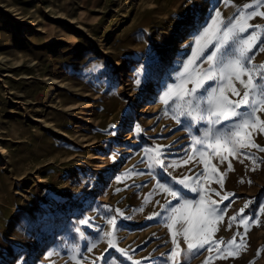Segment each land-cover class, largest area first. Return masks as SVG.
I'll use <instances>...</instances> for the list:
<instances>
[{"label":"rangeland","instance_id":"rangeland-1","mask_svg":"<svg viewBox=\"0 0 264 264\" xmlns=\"http://www.w3.org/2000/svg\"><path fill=\"white\" fill-rule=\"evenodd\" d=\"M251 2L0 0V264H161L171 236L162 218L148 217L161 211L157 201L171 197L155 186L180 187L174 177L203 171L199 156L183 160L207 124L193 125L183 116L178 123L159 97L177 83L195 35L215 12L227 21ZM249 23L264 26V18ZM261 46L264 41L253 50L255 65L264 63ZM258 115L264 120V111ZM251 136L264 147V133L257 128ZM157 146H163L164 166L154 162ZM242 151L258 158L259 167L244 156L210 155V167L226 173L223 188L218 174L199 183L218 202L233 194L219 205L231 207L216 240L244 233L237 224L229 229L228 217L255 201L244 213L258 214L244 237L246 249L238 256L202 250L187 264H264V152ZM112 217L115 248L104 236L113 231L107 222ZM180 243L186 249L182 238Z\"/></svg>","mask_w":264,"mask_h":264},{"label":"snow or ice","instance_id":"snow-or-ice-1","mask_svg":"<svg viewBox=\"0 0 264 264\" xmlns=\"http://www.w3.org/2000/svg\"><path fill=\"white\" fill-rule=\"evenodd\" d=\"M224 3L226 6L235 7L232 0H224ZM261 7H264V0H252L251 3H245L237 8L236 14L227 21L217 10L211 17V21L207 22V26L195 35L194 44L191 45V55L184 60L177 76V83L170 84L159 97L160 102L165 106V114L171 108L173 118L178 123H180V117L183 116L193 125L202 121H206L207 124L202 129V138L192 137L191 154L188 155V159L183 160V164H188L199 156L200 162L204 164L203 171L196 173L195 176L186 175L180 179L174 177L175 184L180 187L165 183H158L155 186L171 197L163 204L157 201L161 211L154 212L148 217V219L162 218L171 236L172 248L162 254L161 264H187L202 250L211 253L215 249L218 255L221 252H229L232 256H238L240 250L246 249L244 237L250 225L253 222L258 223V214L254 213L253 218L244 214L245 209L255 202L249 201L238 213L228 217V228L231 229L233 224L244 226V233L237 231L227 241L223 238L214 239V234L219 230L218 225L224 221L227 208L231 207L230 204L224 208L219 205L233 194L225 193L219 202L213 200L206 194L199 180L207 178L210 173L213 178L218 174L221 179L216 182L220 183L223 188L222 177L226 173H218L215 165L210 167V159H206L210 155L221 156L222 160H226L228 156L233 158L244 156L251 160L255 167H259L258 158L242 150L256 148L264 152V147L255 144L251 136L252 131L257 128L264 133V120H261L258 115L259 112L264 111V63L260 65L252 63L255 58L253 50L258 43L264 41V26L249 23L257 16L264 18V11L260 10ZM258 51L264 52V46H261ZM141 71H146V68ZM209 81H214L215 86L206 87ZM136 82L139 84V79ZM231 97H236V99ZM139 131L138 126L137 132ZM196 145L211 149V153L197 148ZM154 151L156 153L154 162L164 166L161 159L163 146H157ZM223 153L227 155H222ZM176 166L178 164L171 165V167ZM228 170H232L231 163H229ZM240 182L243 183V180ZM185 190L196 193L199 198H186ZM208 191L215 192V189H208ZM152 195L151 192L147 194L144 203H147ZM216 195L219 196L220 193L216 192ZM173 201L176 203L174 204ZM260 207L264 210V204ZM139 210L142 211L143 206ZM116 211L122 216L119 210ZM107 222L113 226V231L105 233L104 236L109 237L107 241L109 248H115L116 217L108 218ZM82 223H87V221H82ZM237 236L240 237L239 241L236 239ZM181 238L186 249L181 247ZM95 246L93 243L88 251L91 252ZM116 250L127 259H132L126 250L119 248ZM260 251V249L257 250V256ZM103 258L104 254L101 253L97 260ZM71 259L75 261L77 257L72 256ZM93 264L96 262L93 261ZM133 264H140V262L134 261Z\"/></svg>","mask_w":264,"mask_h":264},{"label":"bare ground","instance_id":"bare-ground-1","mask_svg":"<svg viewBox=\"0 0 264 264\" xmlns=\"http://www.w3.org/2000/svg\"><path fill=\"white\" fill-rule=\"evenodd\" d=\"M203 123H206V121H203Z\"/></svg>","mask_w":264,"mask_h":264}]
</instances>
